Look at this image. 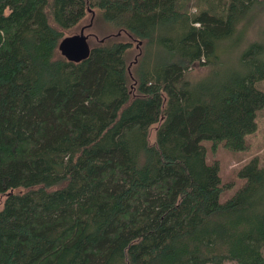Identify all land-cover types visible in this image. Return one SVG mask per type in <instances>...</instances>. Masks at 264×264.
Returning a JSON list of instances; mask_svg holds the SVG:
<instances>
[{
	"label": "trees",
	"instance_id": "16d2710c",
	"mask_svg": "<svg viewBox=\"0 0 264 264\" xmlns=\"http://www.w3.org/2000/svg\"><path fill=\"white\" fill-rule=\"evenodd\" d=\"M251 10L264 0H0V264H264V159L218 157L264 111V36L234 33ZM87 12L133 41L68 60Z\"/></svg>",
	"mask_w": 264,
	"mask_h": 264
},
{
	"label": "rangeland",
	"instance_id": "374dc122",
	"mask_svg": "<svg viewBox=\"0 0 264 264\" xmlns=\"http://www.w3.org/2000/svg\"><path fill=\"white\" fill-rule=\"evenodd\" d=\"M249 14H253L252 20L250 21V25L247 27L241 28V26H237L234 29V33L236 35H240L246 32L247 39H257L264 36V12H258V15L255 16V11L251 10ZM83 27L84 33H87L88 41L91 44H94L97 39L102 36H114L121 40H132L131 36L127 32H117L116 30H112L108 26L104 25L100 20L97 19L95 12H87L84 18L74 26L69 33L79 32V30ZM241 43V44H240ZM239 44L234 42V36L231 39H227L221 44L220 47V64L225 70H233L239 66L238 63V54L240 50L244 47L246 40L242 39ZM138 49L136 45L133 47L134 50ZM208 70V65L206 64H197L192 68L191 74L194 76H199L205 73ZM257 87L264 89V79L256 82ZM258 127L256 131L251 133L249 136L252 138V143L249 145L247 149L238 150V151H228L219 147L218 157L222 164H226L224 167V171H228L232 165H236L237 167L244 164L252 155L259 154L260 158L264 159V111L258 114L257 117ZM207 144V141H203ZM258 145H261L257 148ZM210 150L208 149V156L210 155ZM260 161H262L260 159ZM233 193V186L227 188V192L221 195V201L229 198ZM6 197V192H0V207ZM212 264V263H206ZM219 264H236L233 260H226Z\"/></svg>",
	"mask_w": 264,
	"mask_h": 264
},
{
	"label": "water",
	"instance_id": "95a60500",
	"mask_svg": "<svg viewBox=\"0 0 264 264\" xmlns=\"http://www.w3.org/2000/svg\"><path fill=\"white\" fill-rule=\"evenodd\" d=\"M88 34L84 33L83 27L79 32L65 34L58 42L57 49L59 53L71 61H80L86 58L91 49L88 41ZM141 42L136 44L139 46Z\"/></svg>",
	"mask_w": 264,
	"mask_h": 264
}]
</instances>
